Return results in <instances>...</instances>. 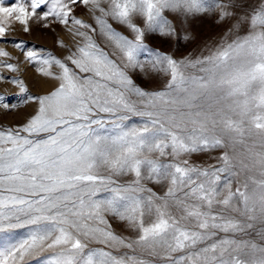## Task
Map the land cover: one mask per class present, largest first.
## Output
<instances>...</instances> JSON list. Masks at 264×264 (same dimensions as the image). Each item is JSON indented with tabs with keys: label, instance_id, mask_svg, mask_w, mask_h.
<instances>
[{
	"label": "snow or ice",
	"instance_id": "snow-or-ice-1",
	"mask_svg": "<svg viewBox=\"0 0 264 264\" xmlns=\"http://www.w3.org/2000/svg\"><path fill=\"white\" fill-rule=\"evenodd\" d=\"M80 5L94 23L75 15ZM242 7L237 0H0V41L13 24L25 33L59 24L80 38L63 59L12 41L24 61L58 82L48 94L0 74L19 88L15 101L0 94L4 114L36 106L22 124L0 127V233L27 229L0 249V264H264V178L238 179L257 167L264 177V151L246 144L264 148V0L237 15ZM165 11L178 13V23ZM213 14L217 23L234 21L235 39L208 56L176 60L148 43L188 40L184 25ZM0 57L7 58L0 69L18 71L7 51ZM149 72L168 78L149 90L134 79ZM237 145H245L244 159L229 154ZM202 154L215 163L191 162ZM121 176L132 179L121 184ZM109 217L133 235L116 233ZM249 230L260 242L237 238Z\"/></svg>",
	"mask_w": 264,
	"mask_h": 264
},
{
	"label": "rangeland",
	"instance_id": "rangeland-1",
	"mask_svg": "<svg viewBox=\"0 0 264 264\" xmlns=\"http://www.w3.org/2000/svg\"><path fill=\"white\" fill-rule=\"evenodd\" d=\"M237 2L242 3L243 7L235 9V12L237 15H242L244 12H250L253 8L258 7L262 0H237ZM164 14L173 22V24L178 23V13L165 11ZM75 15L88 23H94L92 14L83 5H80V7L75 10ZM180 19L182 20L183 18L180 17ZM233 22L234 21H230L229 23H217L214 14L201 15L191 19L189 23L184 25L188 33H190V39L183 40L173 38L171 41H169V43L166 44H161L158 40L150 39L148 43L154 47H158L161 51L171 55L176 60H182L186 57L195 58L208 56L221 45L231 43L232 40L235 39L233 35L228 33V29ZM120 30L124 31V34H128L124 29ZM238 34L244 35L245 32L241 31ZM79 40V37L74 38L72 34L67 31L65 26L59 24H53L50 29H44L33 25L32 30L29 33L23 32L22 26L19 24H13V26L9 29L8 39L6 41H0V49H4L11 57H13V59L8 60L7 62L17 64L18 71L9 72L7 69H0V74L23 79L33 95L48 94L50 91L54 90L58 82L51 77L42 76L36 71L35 67L30 65L27 61H24L22 51L15 48L12 41H23L29 48L35 47L36 49H45L55 57L63 59L68 54L67 49H74ZM61 42H63L67 48H62L60 46ZM100 42L102 46H104L102 41ZM44 54L45 53H40V55ZM0 60H7V58L0 57ZM52 70L54 72L59 71V69L55 66ZM167 78L168 77L162 73L154 75L151 72L148 73V79H143L140 75L134 76V79L138 84L149 90L162 87ZM18 92L19 88L16 85L6 81H0V94H7L15 101L17 99L15 94ZM35 107V104L22 106L20 109H17L9 114H4L3 111L0 110V127L9 128L22 124L28 115L34 111ZM138 119L139 118L137 117H133L127 123L131 124L137 122ZM246 144L252 149L253 152L264 151V148H262L258 143L253 144L251 139L246 138ZM228 151L230 155L236 154L241 159H244L247 155V149L245 145H237L235 153H233L232 149H229ZM211 155L213 157L218 156L219 152H213ZM191 162L201 165L206 163H215L214 160L209 159L208 155L203 154L192 156ZM247 162V159H245V163ZM237 170L239 171V169ZM246 177H252L256 180L264 178L260 176L258 167L253 168L251 171L241 172L238 179L240 181H244ZM115 179L119 183L124 184L130 182L132 177L121 176L115 177ZM249 183L251 184V182ZM148 187H153L159 195H163L164 191H166L165 186L149 184ZM233 187L235 188L236 184H234ZM108 196L109 193L104 192L101 193L100 197L98 198H107ZM109 223L112 225V228L116 233L123 236L133 235L125 223L119 222L117 219L112 217H109ZM26 233L27 229H16L12 232L0 233V249L5 247L9 242H15L18 239L24 238ZM219 235L224 236L226 234L220 233ZM237 238L244 240H256L257 242H260L259 237H257L251 230H249L247 234H239ZM94 246L100 247V245ZM256 255L259 256L260 254L257 253Z\"/></svg>",
	"mask_w": 264,
	"mask_h": 264
}]
</instances>
